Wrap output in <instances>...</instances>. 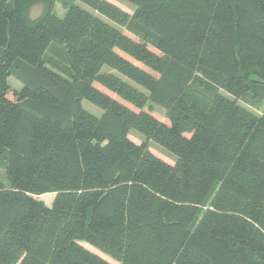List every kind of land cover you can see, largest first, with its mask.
Wrapping results in <instances>:
<instances>
[{
    "label": "trees",
    "instance_id": "obj_1",
    "mask_svg": "<svg viewBox=\"0 0 264 264\" xmlns=\"http://www.w3.org/2000/svg\"><path fill=\"white\" fill-rule=\"evenodd\" d=\"M76 1L0 0V264H264V0Z\"/></svg>",
    "mask_w": 264,
    "mask_h": 264
},
{
    "label": "rangeland",
    "instance_id": "obj_2",
    "mask_svg": "<svg viewBox=\"0 0 264 264\" xmlns=\"http://www.w3.org/2000/svg\"><path fill=\"white\" fill-rule=\"evenodd\" d=\"M118 5H120L122 8H124L125 10L127 9L128 11H133V7L131 6V4H129L126 1H122V0H110ZM78 4H80L82 7L95 12V10L90 7L89 5H87L86 3H84L81 0H77L76 1ZM41 11V6H35L32 9V14L34 16L38 15ZM66 9L63 7V5L61 4L60 1H57L56 3V7H55V12L60 15L63 16L65 14ZM105 18V17H104ZM107 19L109 22L110 20L108 18ZM104 70H110V67L105 65ZM9 83L12 86V89H17L19 90L22 87V82L20 80H18L16 77L14 76H10L9 78ZM96 86L100 89H102L103 91L107 92L108 94H110L111 96H113L114 98L118 99L119 101L125 103L126 105L130 106V107H135L131 102L123 99L122 97H120L119 95H117L115 92L111 91L110 89H108L107 87L103 86L102 84L96 82ZM10 95H12V92H10ZM83 106L84 108H86L87 110H89L90 112L100 116L103 113V109L98 106L97 104L91 102L88 99H84L83 100ZM139 110V109H137ZM145 110L147 111H151V113H153L156 117H158L161 120H164L166 122H169V119L165 116V111L163 108L157 106V105H153V109H151L150 107L146 106ZM130 137L132 139H134L137 142H141L144 139V136L141 135L140 133L136 132V131H132L130 134ZM150 148L151 150L157 154L158 156L164 158L165 160L174 163L175 162V156L173 154L170 153V151H168L167 149H165L163 146H161L160 144H158L157 142L153 141L150 142ZM0 179L3 181V183L8 186L9 185V181L7 179V176L5 174V170L0 166ZM40 198L44 199L48 205H51L53 198H54V194L53 193H46L40 196ZM84 245H86L87 247H89L90 249L98 252L99 254H101L102 256L106 257L108 260L114 262L115 264H119L118 261H116L115 259L111 258L110 256L104 254L103 252L99 251L98 249H96L95 247H93L92 245L88 244V243H83Z\"/></svg>",
    "mask_w": 264,
    "mask_h": 264
}]
</instances>
